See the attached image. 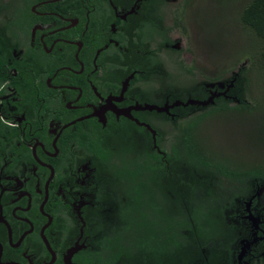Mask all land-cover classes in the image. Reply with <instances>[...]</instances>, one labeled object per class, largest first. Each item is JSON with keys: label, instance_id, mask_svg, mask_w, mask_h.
<instances>
[{"label": "flooded vegetation", "instance_id": "af4514ba", "mask_svg": "<svg viewBox=\"0 0 264 264\" xmlns=\"http://www.w3.org/2000/svg\"><path fill=\"white\" fill-rule=\"evenodd\" d=\"M181 2L0 0V264H164L120 237L119 204L137 181L119 175L120 149L150 138L168 163L180 109L239 103L233 81L186 67L183 40L202 44ZM208 119L194 134L220 156ZM225 186L216 223L179 264H264V178Z\"/></svg>", "mask_w": 264, "mask_h": 264}, {"label": "trees", "instance_id": "16d2710c", "mask_svg": "<svg viewBox=\"0 0 264 264\" xmlns=\"http://www.w3.org/2000/svg\"><path fill=\"white\" fill-rule=\"evenodd\" d=\"M236 1L220 0L219 6H227L225 10L231 7V12L222 10L221 15V10H216L219 14H216L211 23L215 25L219 22L218 26L225 28L223 22L226 20L221 18L225 19L230 14L235 16L231 24L240 26L245 39L250 40L249 51L252 52V48L255 51L249 55V59L261 76L264 70V0H246L242 8L233 6ZM186 2L183 6H187L190 0ZM181 13L184 15L183 10ZM247 75L248 70L241 67L229 77H221L224 82L233 81L235 85V94L233 90L230 93L239 103L234 107L220 98L217 106L203 109L202 112H198L197 107L180 109V114L186 116L180 120L187 117L188 120L185 124L179 122L180 124L175 125L174 122V141L171 153L167 156L168 163L160 161L161 156L152 149L150 138L145 142H135L131 147L124 145L120 149L125 154L129 151V155L123 157L119 175L123 180L129 177L137 180L132 189H127L125 200L119 204L121 208L118 217L122 216L124 231V235L120 237L137 245L142 258H155V261L161 263L163 260L164 264L183 262L187 252L192 249L189 247L197 245V238L206 237L205 231L212 223H216L213 214L222 208L214 209L215 204L222 203L218 194L231 190L225 186V178L230 179L232 184L242 178H264V170L260 168L245 170L238 166L228 167L220 156L209 153L194 134L205 117L213 118L220 112L231 109H251L246 102L249 89ZM207 96L205 89L201 99ZM190 109L197 113H190ZM262 119L264 123V116ZM130 148H135V155ZM154 175L157 176V184ZM164 177L170 180L164 182ZM168 190L172 192L168 194ZM193 226L197 228L194 229ZM163 256L168 259L167 263Z\"/></svg>", "mask_w": 264, "mask_h": 264}, {"label": "rangeland", "instance_id": "374dc122", "mask_svg": "<svg viewBox=\"0 0 264 264\" xmlns=\"http://www.w3.org/2000/svg\"><path fill=\"white\" fill-rule=\"evenodd\" d=\"M186 1L182 0L180 5ZM219 1L190 0L188 9L181 8L183 11L186 10V23L188 24H185V27L190 29L193 25L197 27L199 35L195 37V40H201L202 44V47L198 45V51L191 45H197L196 42L191 41L190 44L186 39L183 40V43H186L188 60L192 64V66L187 64L186 67L203 69L205 78L211 81L219 80L221 77L227 78L244 67L245 70H248L249 83L246 102L250 104L251 109L219 113V115L208 119L207 122H203L202 129L206 130L203 133L211 136L210 142L216 143L215 148L221 154V158L232 160L239 166H264V123L262 119L264 116V70L263 75L259 76L260 73L249 59V55L255 50L252 48V52L249 51L250 40L245 39L240 26L231 24V21L235 20V16L228 14L229 16H226L225 19L220 17L221 20H226L223 22L225 28L221 26L220 28L217 24L219 22L215 23L217 27L211 23L215 20L216 14H219L216 10H221L222 15V10L227 7L221 8ZM245 1L237 0L233 6L237 5L242 8ZM225 11L230 13L231 7ZM190 21L193 25L189 24ZM184 60L186 59L184 58ZM169 66L174 73L180 76L179 66L174 61ZM181 81L182 78L179 77L178 82L181 83ZM232 104L234 105V103ZM162 123L157 121L158 125Z\"/></svg>", "mask_w": 264, "mask_h": 264}, {"label": "water", "instance_id": "95a60500", "mask_svg": "<svg viewBox=\"0 0 264 264\" xmlns=\"http://www.w3.org/2000/svg\"><path fill=\"white\" fill-rule=\"evenodd\" d=\"M180 104H181V103H176L175 106L180 105ZM189 104H198V105H204V104H205V105H207L208 102H204V103L202 102V103H201V102H197V101H189ZM149 109L152 110V109H157V108H155V107H149ZM157 110H158V111H161V109H157Z\"/></svg>", "mask_w": 264, "mask_h": 264}]
</instances>
